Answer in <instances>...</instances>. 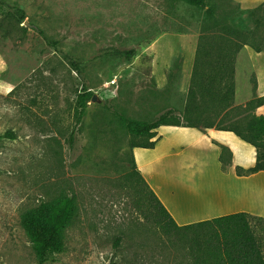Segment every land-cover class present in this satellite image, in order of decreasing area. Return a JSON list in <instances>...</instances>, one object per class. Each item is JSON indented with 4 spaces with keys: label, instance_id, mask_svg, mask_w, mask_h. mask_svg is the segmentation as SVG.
Returning <instances> with one entry per match:
<instances>
[{
    "label": "rangeland",
    "instance_id": "obj_1",
    "mask_svg": "<svg viewBox=\"0 0 264 264\" xmlns=\"http://www.w3.org/2000/svg\"><path fill=\"white\" fill-rule=\"evenodd\" d=\"M9 6L24 10L22 22L5 16ZM225 6L237 11L234 2ZM204 16L205 9L180 0H0V264L36 263L22 216L64 194L76 198L78 217L64 249L46 264H199L187 238L165 235L135 202L127 179L134 148L114 111L137 120L169 107L183 113L181 58L160 92L150 44L164 31L200 33ZM246 46L235 61L238 106L257 96ZM131 48V57L117 52ZM85 91L100 97L79 117ZM249 110L233 111L226 121ZM200 120L217 121L210 113ZM253 225L264 244V222Z\"/></svg>",
    "mask_w": 264,
    "mask_h": 264
},
{
    "label": "trees",
    "instance_id": "obj_2",
    "mask_svg": "<svg viewBox=\"0 0 264 264\" xmlns=\"http://www.w3.org/2000/svg\"><path fill=\"white\" fill-rule=\"evenodd\" d=\"M180 1L195 8L205 9L183 113L171 107L152 120H137L119 111H114L115 116L131 135L132 148L154 147L159 139L157 129L162 125L216 127L232 131L256 149L255 164L246 169L238 166L237 174L263 170L264 114L252 110L264 104V95L255 96L244 106L234 105V98L237 53L245 45L258 52L264 51V3L253 8H242L232 0ZM225 2L236 3L237 11L227 9ZM3 13L11 19H18L19 23L24 20L25 12L21 7L9 6ZM222 13L226 22L219 24ZM231 14L233 23L229 18ZM212 20L217 24L210 28L207 22ZM38 30L48 44L60 50L58 41L50 39L44 28L39 27ZM249 37L255 38L256 41ZM117 52L131 57L135 54V49ZM92 97L91 91L79 94L76 109L79 117L85 114ZM244 109H250V113L242 116ZM236 110L241 111L236 113L238 119L226 121V117ZM209 113L217 119L216 122L204 123L200 120L203 115ZM220 158L222 168L226 170L232 158L231 150L227 146L221 145ZM127 179L137 191L135 202L144 217L160 227L170 238L173 233L177 234L178 239L187 238L191 248L198 254L199 264H264V244L253 225V222L255 225H259L260 221L264 222L263 217L238 212L179 225L137 169L134 157L133 168ZM78 213L76 198L64 194L52 200L42 201L23 214L22 224L36 254L35 264H46L54 254L64 249L68 229L78 217Z\"/></svg>",
    "mask_w": 264,
    "mask_h": 264
},
{
    "label": "crops",
    "instance_id": "obj_3",
    "mask_svg": "<svg viewBox=\"0 0 264 264\" xmlns=\"http://www.w3.org/2000/svg\"><path fill=\"white\" fill-rule=\"evenodd\" d=\"M242 8H253L264 0H232ZM199 33H160L150 44L154 58L152 74L156 89L165 92L170 70L181 58L180 89L186 94L192 75ZM246 56L255 75L257 96L264 95V51L246 46ZM166 100L162 101V108ZM147 104L146 109H151ZM171 108V107H169ZM164 108L157 115L169 109ZM256 113L264 114V104ZM152 148H134L137 169L179 225L247 212L264 218V169L239 175L238 166L252 167L256 149L234 132L216 127L162 125ZM237 136L238 139L235 137ZM181 141V142H180ZM221 145L232 153L231 163L222 168ZM247 146H252L247 147ZM156 166L164 167L157 169Z\"/></svg>",
    "mask_w": 264,
    "mask_h": 264
},
{
    "label": "water",
    "instance_id": "obj_4",
    "mask_svg": "<svg viewBox=\"0 0 264 264\" xmlns=\"http://www.w3.org/2000/svg\"><path fill=\"white\" fill-rule=\"evenodd\" d=\"M98 97H100L99 94L98 93H94L93 97H92V101H96L98 99Z\"/></svg>",
    "mask_w": 264,
    "mask_h": 264
}]
</instances>
